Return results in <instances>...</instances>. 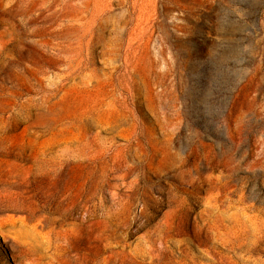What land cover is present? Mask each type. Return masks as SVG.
Returning a JSON list of instances; mask_svg holds the SVG:
<instances>
[{"label":"rangeland","instance_id":"1","mask_svg":"<svg viewBox=\"0 0 264 264\" xmlns=\"http://www.w3.org/2000/svg\"><path fill=\"white\" fill-rule=\"evenodd\" d=\"M45 178L56 264H264V0H0V264H52Z\"/></svg>","mask_w":264,"mask_h":264},{"label":"bare ground","instance_id":"2","mask_svg":"<svg viewBox=\"0 0 264 264\" xmlns=\"http://www.w3.org/2000/svg\"><path fill=\"white\" fill-rule=\"evenodd\" d=\"M22 150V149H21ZM25 150V149H24ZM16 151V150H15ZM23 151V150H22ZM24 153V151H23ZM28 157L26 158L27 162H30L33 166L36 165L38 168L37 170L40 172L42 169L48 166H55L51 164V159L48 152L42 150L36 154H26ZM15 156V155H14ZM24 156V155H22ZM18 157V156H17ZM20 161V160H19ZM35 167V166H33ZM32 167H30L31 169ZM49 168V167H48ZM34 169V168H32ZM35 171V170H34ZM33 171V172H34ZM30 172V171H29ZM36 173V172H35ZM46 173V172H45ZM52 173V172H51ZM55 173V172H54ZM59 173V172H58ZM31 174H33L31 172ZM40 175V174H39ZM57 175V174H56ZM34 176V175H33ZM10 177V176H9ZM49 177V174H48ZM28 178V177H27ZM8 180V179H7ZM13 180V179H12ZM14 183V181H11ZM34 182V181H33ZM5 183V182H4ZM12 183V184H13ZM17 183V182H16ZM15 184V183H14ZM32 184V183H31ZM69 182L64 180V178H45L39 184L41 190L43 189V196L46 199L47 204V211L48 214L44 217L42 223L45 225H35L31 229L28 230L29 237H31L32 241L38 243L42 248L45 249L46 252L53 251L54 256L52 260V264H56L58 259L57 257L60 256V250H69L70 249V241L73 238L74 234L77 232L76 225L73 224L72 227L67 226L68 220V209L67 205L72 198L71 188L69 187ZM16 186V185H15ZM27 186V185H26ZM10 187V186H9ZM23 187V186H22ZM25 187V186H24ZM12 188V187H11ZM22 190V189H21ZM24 191V190H23ZM28 192V191H27ZM33 192V191H32ZM18 193V192H17ZM25 193V192H24ZM4 194V193H3ZM34 196V195H33ZM32 196V197H33ZM36 196V195H35ZM3 198V197H2ZM15 199V198H14ZM39 201V200H38ZM78 201V200H77ZM81 201V200H80ZM93 201V200H92ZM6 203V202H5ZM43 203V202H42ZM41 203V204H42ZM76 204V202L74 201ZM85 203V202H84ZM30 204V203H29ZM73 204V203H72ZM7 205V204H6ZM83 205V204H81ZM86 205V204H84ZM93 205V204H91ZM41 206V205H40ZM90 206V205H89ZM16 207V206H15ZM71 207V206H70ZM13 208V207H12ZM42 208V207H41ZM81 208V206H80ZM94 208V207H93ZM71 209V208H70ZM15 210V209H14ZM20 209H18L19 211ZM74 210V209H72ZM81 210V209H80ZM89 210V209H88ZM46 209L45 212L47 213ZM78 212V211H77ZM94 210H92V213ZM16 213V212H14ZM19 213V212H18ZM24 213V212H23ZM108 213V212H107ZM110 213V212H109ZM42 214V213H41ZM72 214V213H71ZM84 214V213H83ZM89 214V213H87ZM28 215V214H27ZM97 215V214H96ZM109 215V214H108ZM99 216V215H98ZM106 216V215H105ZM111 216V215H110ZM28 217V216H27ZM73 217V216H72ZM77 217V216H76ZM95 217V216H94ZM108 218V216H106ZM79 218V217H77ZM99 218V217H98ZM102 218V217H101ZM26 219V218H25ZM111 219V218H110ZM10 220V219H9ZM17 220V219H16ZM13 219V221H16ZM36 220V219H35ZM77 220V219H76ZM102 220V219H101ZM18 221V220H17ZM16 221V222H17ZM73 221V220H72ZM80 221V220H79ZM78 221V222H79ZM25 222V221H24ZM77 222V223H78ZM22 223V222H20ZM41 223V222H40ZM41 223V224H42ZM89 223V222H88ZM5 224V223H4ZM10 224V223H9ZM106 224V223H105ZM104 224V225H105ZM7 225V224H6ZM83 225V224H82ZM87 225V224H85ZM111 225V224H110ZM3 226V225H2ZM107 226V225H106ZM110 227V226H109ZM87 230V229H86ZM104 230V228H103ZM109 232V231H108ZM114 232V230H113ZM108 234V238H110V234ZM93 235V234H92ZM107 236V235H106ZM98 239V238H97ZM106 239V238H105ZM64 240L63 244L61 241ZM108 240V239H107ZM97 241V240H96ZM105 241V240H104ZM31 243V242H30ZM105 245V244H104ZM29 246V245H28ZM111 246V243H110ZM37 247V246H36ZM109 247V246H108ZM105 248V247H103ZM35 249V248H34ZM101 250V249H100ZM112 250V249H111ZM35 251V250H34ZM37 252V251H36ZM111 252V251H110ZM39 253V252H38ZM124 253V252H123ZM85 254V253H84ZM86 256V254H85ZM76 257V256H75ZM84 257V255H83ZM109 257V256H108ZM47 259V258H46ZM84 259V258H83ZM36 262V261H35ZM34 262V263H35ZM33 263V264H34ZM44 264V263H43ZM51 264V263H50Z\"/></svg>","mask_w":264,"mask_h":264}]
</instances>
